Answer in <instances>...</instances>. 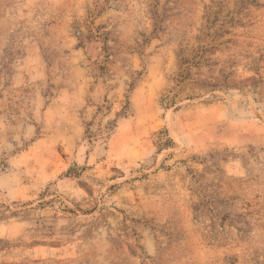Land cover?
<instances>
[{"label": "rangeland", "instance_id": "obj_1", "mask_svg": "<svg viewBox=\"0 0 264 264\" xmlns=\"http://www.w3.org/2000/svg\"><path fill=\"white\" fill-rule=\"evenodd\" d=\"M0 264H264V0H0Z\"/></svg>", "mask_w": 264, "mask_h": 264}]
</instances>
